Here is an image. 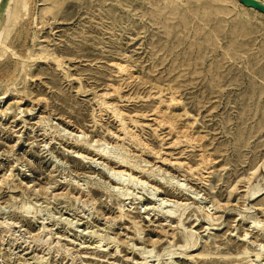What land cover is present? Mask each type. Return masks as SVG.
I'll list each match as a JSON object with an SVG mask.
<instances>
[{
  "label": "rangeland",
  "instance_id": "rangeland-1",
  "mask_svg": "<svg viewBox=\"0 0 264 264\" xmlns=\"http://www.w3.org/2000/svg\"><path fill=\"white\" fill-rule=\"evenodd\" d=\"M14 13L0 264H139L145 251L149 264H264V15L235 0H19ZM189 232L190 256L176 255Z\"/></svg>",
  "mask_w": 264,
  "mask_h": 264
},
{
  "label": "bare ground",
  "instance_id": "bare-ground-1",
  "mask_svg": "<svg viewBox=\"0 0 264 264\" xmlns=\"http://www.w3.org/2000/svg\"><path fill=\"white\" fill-rule=\"evenodd\" d=\"M1 1L2 0H0V3H1ZM21 1V0H20ZM236 2H238L237 0H235ZM256 1H258V2H260L261 4H263L264 5V0H256ZM18 2H19V0H8L7 1V4H6V7H5V9H4V11H3V13L0 15V44H2L1 43V41H3L4 39H2V35L3 34H5L4 32L5 31H7L6 30V28L7 27H9L8 25H9V23L11 22V20L13 19V16H14V7L18 4ZM21 3V2H20ZM19 3V4H20ZM239 3V2H238ZM24 4H25V2H24ZM27 5V4H26ZM241 5V4H240ZM27 7V6H26ZM244 8H247V9H249V10H253V9H251V8H248V7H245V6H243ZM27 9V8H26ZM17 10V9H16ZM23 10H25V9H23ZM254 12H257V11H255V10H253ZM257 13H259V14H261L260 12H257ZM18 15V14H17ZM14 19H16L15 18V16H14ZM18 19V18H17ZM17 19H16V21H17ZM12 24V23H11ZM17 24V23H16ZM15 26V25H14ZM14 26H12V27H14ZM13 30H14V28H13ZM10 31V30H9ZM11 32V31H10ZM7 33V32H6ZM8 34H9V32H8ZM6 36V35H5ZM7 37V36H6ZM2 39V40H1ZM6 39V38H5ZM3 44H5V43H3ZM1 46V45H0ZM4 46V45H3ZM2 47V46H1ZM2 49V48H1ZM2 50H5V49H2ZM247 89H248V91L249 92H251V94H254V91H253V89H249V87H247ZM261 95H264V90H262L261 88L260 89H258L257 90V97L259 98ZM130 135V134H129ZM126 136H127V134H126ZM132 136V135H131ZM134 137V136H133ZM127 138H128V136H127ZM129 141H130V139H129ZM82 143H83V141H81ZM135 142V141H134ZM87 144V143H86ZM137 144H140V143H137ZM85 147V146H84ZM86 148V147H85ZM104 151V150H103ZM102 151V152H103ZM105 152V151H104ZM79 154V153H78ZM102 155H104V154H102ZM101 155V156H102ZM111 156V155H110ZM109 156V157H110ZM106 157V156H105ZM107 158V157H106ZM118 162H119V164H121L122 165V167H124V166H126V165H128L129 166V160L126 158V157H124V156H120V158L117 160ZM142 162V161H141ZM98 165V164H97ZM106 167V166H105ZM109 170V169H108ZM110 171V170H109ZM144 171V170H143ZM107 172V171H106ZM112 172V171H111ZM146 172V171H145ZM188 172V171H187ZM147 173V172H146ZM109 174V173H108ZM193 174V173H192ZM111 175L114 177V178H116L118 181H117V183L120 181L122 184H124L125 182L129 185V183L130 184H134V185H141V186H143V185H145V183L144 182H141V181H138V180H135L130 174H124V171H121V172H112L111 173ZM162 181V180H161ZM178 182V181H177ZM120 183V184H121ZM127 184H126V186H125V188H124V191L122 192V193H119L120 194V197L121 198H123L124 200H126V198H128L129 197V195H130V193H128V188H127ZM118 185V184H117ZM76 186V185H75ZM123 187V186H122ZM182 187V186H181ZM157 190V189H156ZM155 191V190H154ZM261 192V190H254V191H252L251 193H250V197H255L257 194H259ZM67 193H61V194H59L57 197H61V196H63V195H66ZM118 197H119V195H117ZM154 196V194H151V197H153ZM56 197V196H55ZM196 197V196H195ZM81 198V197H80ZM120 198V199H121ZM57 199H59V198H57ZM86 199V198H85ZM122 199V200H123ZM123 200V201H124ZM55 201V200H54ZM81 201H83L82 199H81ZM90 202V199L88 198L87 199V202ZM159 201V200H158ZM77 203V202H76ZM78 203H80L79 201H78ZM83 203V204H82ZM81 204L82 205H80L81 207H84L85 205H84V202H82ZM164 203H165V201H164ZM161 204H162V201H161ZM163 205V204H162ZM161 205V206H162ZM201 210V209H200ZM169 214H173V213H171L170 211H167ZM182 214L183 213H180L179 215H178V217H175V218H178L179 220L181 219L180 217L182 216ZM124 215V214H123ZM201 215H202V218H204V219H207V220H209L210 221V216L208 215V214H206V213H204L203 212V210L201 211ZM123 220V219H122ZM106 221V220H105ZM108 221V220H107ZM129 221V220H128ZM111 222V221H110ZM131 222V221H130ZM131 223H133V222H131ZM131 223H130V225H131ZM107 224V228L108 229H113V227H112V224H109V222L108 223H106ZM105 224V225H106ZM134 224V223H133ZM253 224H255V226H258L259 224H260V222L259 221H257V222H253ZM181 225V224H180ZM182 226V225H181ZM127 227V226H126ZM133 227H135V226H133ZM133 229V228H132ZM186 230V229H185ZM134 232H135V235L137 236V239H138V241H142L143 239H144V236H142L144 233H143V229H141V228H135L134 229ZM186 232H188V231H186ZM166 235H167V233H165ZM164 234V235H165ZM169 235V234H168ZM109 240H111V242L112 243H114V244H117V240H115L114 238L112 239V238H108ZM169 241V240H168ZM143 242V241H142ZM177 242V241H176ZM176 242H175V244H176ZM152 243H154V242H152ZM172 243V242H171ZM174 243V242H173ZM155 244V243H154ZM154 244H151V246H153ZM172 245V244H171ZM174 245V244H173ZM175 246V245H174ZM195 246V241H194V235L192 234V232H189V233H185L184 235L182 234V238H181V245L178 247L179 249L181 248L182 249V251L183 252H181V253H178V254H176V255H182V256H188L189 254H187L185 251L186 250H189V249H191V248H193ZM143 247V246H142ZM176 247V246H175ZM131 248L133 249V248H135V246H133L132 244H131ZM172 248V247H171ZM170 249V246H168L167 247V249L165 248V251H168ZM142 251L144 252V249H142ZM164 251V252H165ZM174 251V250H173ZM145 253H147V254H149V256L148 257H146L147 255L145 254ZM145 253H141L140 255H141V258H142V261L139 263V264H149L148 262H147V259H149V257H151V258H153V256H151V254H152V252L151 251H145ZM167 253V256L170 258V257H173V256H175V253L174 252H170V251H168V252H166ZM154 255V254H153ZM244 255H248V253L247 252H244ZM156 256V255H155ZM154 256V257H155ZM190 256V255H189ZM168 257H166V258H168ZM257 257V256H256ZM168 258V259H169ZM156 259H158L157 258V256H156ZM171 259V258H170ZM155 261V260H154ZM158 261L159 260H156V264L158 263Z\"/></svg>",
  "mask_w": 264,
  "mask_h": 264
},
{
  "label": "water",
  "instance_id": "water-1",
  "mask_svg": "<svg viewBox=\"0 0 264 264\" xmlns=\"http://www.w3.org/2000/svg\"><path fill=\"white\" fill-rule=\"evenodd\" d=\"M8 0H2L0 3V15L3 13ZM242 6L251 8L264 15V5L256 0H237Z\"/></svg>",
  "mask_w": 264,
  "mask_h": 264
}]
</instances>
